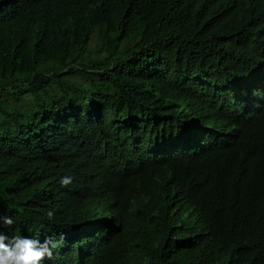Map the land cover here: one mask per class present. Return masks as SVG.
Listing matches in <instances>:
<instances>
[{
    "label": "trees",
    "instance_id": "1",
    "mask_svg": "<svg viewBox=\"0 0 264 264\" xmlns=\"http://www.w3.org/2000/svg\"><path fill=\"white\" fill-rule=\"evenodd\" d=\"M0 217L42 264H264V0H0Z\"/></svg>",
    "mask_w": 264,
    "mask_h": 264
},
{
    "label": "clouds",
    "instance_id": "2",
    "mask_svg": "<svg viewBox=\"0 0 264 264\" xmlns=\"http://www.w3.org/2000/svg\"><path fill=\"white\" fill-rule=\"evenodd\" d=\"M234 137H227V141H233ZM223 145H227L224 143ZM72 183V177L64 176L60 180L61 187H67ZM48 219L54 216L53 211L47 213ZM0 222L4 225L12 226L14 220L12 217H0ZM57 243L51 238L46 237L44 241L32 239L25 236L9 237L0 232V264H42L47 258H52L53 249Z\"/></svg>",
    "mask_w": 264,
    "mask_h": 264
},
{
    "label": "rangeland",
    "instance_id": "3",
    "mask_svg": "<svg viewBox=\"0 0 264 264\" xmlns=\"http://www.w3.org/2000/svg\"><path fill=\"white\" fill-rule=\"evenodd\" d=\"M96 47L97 46H96L95 40L89 43V46H88L89 49L96 48ZM102 53L104 54V51L103 50H102ZM26 98H30V97L29 96H26Z\"/></svg>",
    "mask_w": 264,
    "mask_h": 264
}]
</instances>
